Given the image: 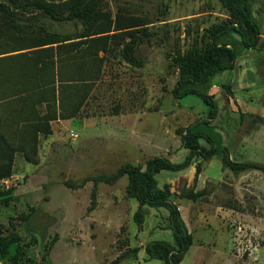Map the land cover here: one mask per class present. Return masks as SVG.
Returning <instances> with one entry per match:
<instances>
[{
	"label": "rangeland",
	"instance_id": "374dc122",
	"mask_svg": "<svg viewBox=\"0 0 264 264\" xmlns=\"http://www.w3.org/2000/svg\"><path fill=\"white\" fill-rule=\"evenodd\" d=\"M91 1L96 21L0 0V139L14 152L0 179V235L20 236L0 264H164L143 246L173 242L164 208L139 207L125 174L104 176L154 155L182 160L184 128L208 105L173 96L175 58L200 50L229 12L219 0ZM249 5L260 43L245 48L235 32L220 35L237 52L234 65L195 85L219 106L216 119L195 127L216 153L195 180L192 167L156 175L192 234L178 264H264V174H234L220 161L226 148L232 159L264 164V121L255 117H264V0ZM95 26L108 35L82 36ZM127 29L147 34L135 50L141 66L121 59L125 36L111 37ZM42 114L52 117L49 134L33 129ZM185 188L207 194L192 200Z\"/></svg>",
	"mask_w": 264,
	"mask_h": 264
},
{
	"label": "trees",
	"instance_id": "16d2710c",
	"mask_svg": "<svg viewBox=\"0 0 264 264\" xmlns=\"http://www.w3.org/2000/svg\"><path fill=\"white\" fill-rule=\"evenodd\" d=\"M12 2L13 0H8ZM24 5L36 6L43 9L52 16H57L58 7L69 8L73 15L83 16L88 21H96L98 14L94 10V2L91 0H17ZM228 10L230 21L226 26L215 30L209 41L197 51L178 55L175 60L178 64V77L171 92L174 97L192 93L199 96L207 105V114L203 118H198L189 123L184 128L181 136V145L187 150L181 161L173 162L165 156L154 155L148 158L143 168L130 163L122 164L115 172L104 176L106 180H114L125 174L127 176L126 192L130 197H134L140 206L154 208H164L167 211V228L171 230L173 242L164 239H154L148 241L143 249L149 257H156L163 260L164 264H178L183 258L184 253L192 243V234L187 229L182 219L178 206L170 199L171 188L168 182L160 186L156 175L161 171H181L192 167L193 180L201 170L202 161L216 153V146L209 136L195 129L196 125L216 119L218 115V103L213 94L203 92L195 87L196 84L206 83L217 71L229 70L233 67L237 52L232 45L225 42H218L220 35L233 31L238 36L239 42L245 48H254L260 43L259 24L254 19L249 2L250 0H219ZM0 2V11L7 12L6 7ZM93 25V24H91ZM99 26V25H97ZM95 26L90 33L101 34L104 37L108 34V26L98 28ZM140 32V33H138ZM147 35L143 29H127L111 37L125 36L127 39L122 42L120 57L126 63L133 66H141V60L135 54L136 46L141 41L142 36ZM45 44V43H43ZM258 121H264V117L255 116ZM51 116L42 114L33 125L35 132L49 134L51 127L49 121ZM204 139L208 144L204 146L200 143ZM14 152L0 139V179L10 176L12 171ZM222 167L228 168L232 173L238 174L247 170L255 169L264 174V164L257 161L245 160L237 161L229 157L226 148H223L220 157ZM207 194V189L202 188L193 191L185 188L182 195L195 200ZM19 234L11 232L0 235V258L8 254L10 246L17 243Z\"/></svg>",
	"mask_w": 264,
	"mask_h": 264
},
{
	"label": "crops",
	"instance_id": "0c3cea01",
	"mask_svg": "<svg viewBox=\"0 0 264 264\" xmlns=\"http://www.w3.org/2000/svg\"><path fill=\"white\" fill-rule=\"evenodd\" d=\"M231 89H232V91H233V93H234V95H235V91H236V90L234 89L233 84L231 85ZM237 101H238V103H240L238 99H237ZM239 105H240V104H239Z\"/></svg>",
	"mask_w": 264,
	"mask_h": 264
}]
</instances>
